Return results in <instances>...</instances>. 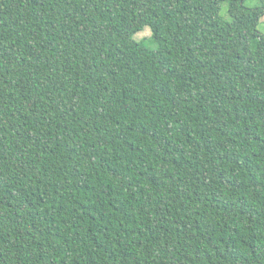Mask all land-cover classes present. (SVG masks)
Wrapping results in <instances>:
<instances>
[{
	"label": "trees",
	"instance_id": "1",
	"mask_svg": "<svg viewBox=\"0 0 264 264\" xmlns=\"http://www.w3.org/2000/svg\"><path fill=\"white\" fill-rule=\"evenodd\" d=\"M246 1L0 0V264H264Z\"/></svg>",
	"mask_w": 264,
	"mask_h": 264
},
{
	"label": "rangeland",
	"instance_id": "2",
	"mask_svg": "<svg viewBox=\"0 0 264 264\" xmlns=\"http://www.w3.org/2000/svg\"><path fill=\"white\" fill-rule=\"evenodd\" d=\"M245 4L247 6H256L259 4V0H247L245 2ZM221 14L225 17H227V5H223V8H222V11H221ZM258 29L264 33V16L261 18L260 22H259V25H258ZM151 35V29L150 28H145L143 31L141 32H138L136 34V38L137 39H146V38H149ZM145 43L151 47V48H155L157 46L156 42H154L152 39H146L145 40Z\"/></svg>",
	"mask_w": 264,
	"mask_h": 264
}]
</instances>
